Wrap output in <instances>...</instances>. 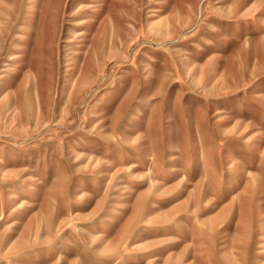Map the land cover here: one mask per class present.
Instances as JSON below:
<instances>
[{"label": "rangeland", "instance_id": "obj_1", "mask_svg": "<svg viewBox=\"0 0 264 264\" xmlns=\"http://www.w3.org/2000/svg\"><path fill=\"white\" fill-rule=\"evenodd\" d=\"M0 264H264V0H0Z\"/></svg>", "mask_w": 264, "mask_h": 264}, {"label": "bare ground", "instance_id": "obj_2", "mask_svg": "<svg viewBox=\"0 0 264 264\" xmlns=\"http://www.w3.org/2000/svg\"><path fill=\"white\" fill-rule=\"evenodd\" d=\"M85 2H86V1H85ZM18 120H19V122H21V119H20V118H18ZM247 172H248V171H247ZM247 174H249V173H247ZM22 204H23V203H21L20 206H21Z\"/></svg>", "mask_w": 264, "mask_h": 264}]
</instances>
